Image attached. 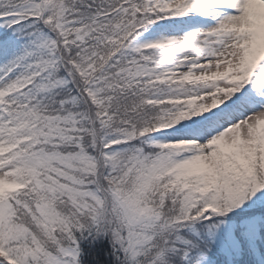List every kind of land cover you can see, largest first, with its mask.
<instances>
[{
	"label": "snow or ice",
	"instance_id": "snow-or-ice-1",
	"mask_svg": "<svg viewBox=\"0 0 264 264\" xmlns=\"http://www.w3.org/2000/svg\"><path fill=\"white\" fill-rule=\"evenodd\" d=\"M0 264H264V0H0Z\"/></svg>",
	"mask_w": 264,
	"mask_h": 264
}]
</instances>
